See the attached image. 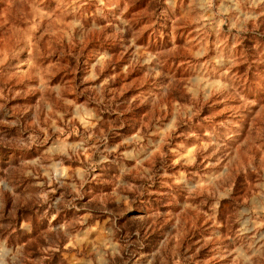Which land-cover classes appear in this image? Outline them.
Listing matches in <instances>:
<instances>
[{"label": "rangeland", "instance_id": "1", "mask_svg": "<svg viewBox=\"0 0 264 264\" xmlns=\"http://www.w3.org/2000/svg\"><path fill=\"white\" fill-rule=\"evenodd\" d=\"M0 264H264V0H0Z\"/></svg>", "mask_w": 264, "mask_h": 264}]
</instances>
